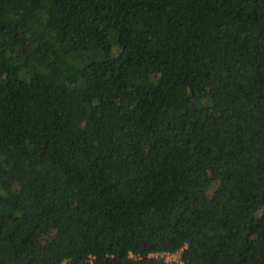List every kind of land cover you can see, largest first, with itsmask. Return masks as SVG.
<instances>
[{
	"label": "trees",
	"instance_id": "obj_1",
	"mask_svg": "<svg viewBox=\"0 0 264 264\" xmlns=\"http://www.w3.org/2000/svg\"><path fill=\"white\" fill-rule=\"evenodd\" d=\"M0 264H264V0H0Z\"/></svg>",
	"mask_w": 264,
	"mask_h": 264
},
{
	"label": "rangeland",
	"instance_id": "obj_2",
	"mask_svg": "<svg viewBox=\"0 0 264 264\" xmlns=\"http://www.w3.org/2000/svg\"><path fill=\"white\" fill-rule=\"evenodd\" d=\"M263 213V207L262 206H259L256 208L255 210V216H260L261 214ZM50 239L49 238H46V241L48 242ZM178 253L177 254H174V255H169V256H164V255H157L158 258H164L166 261H172L174 259H178Z\"/></svg>",
	"mask_w": 264,
	"mask_h": 264
},
{
	"label": "built area",
	"instance_id": "obj_3",
	"mask_svg": "<svg viewBox=\"0 0 264 264\" xmlns=\"http://www.w3.org/2000/svg\"><path fill=\"white\" fill-rule=\"evenodd\" d=\"M161 255H164V256H169V255H174V254H170V253H163V254H161ZM175 261L177 260V259H174ZM168 261V260H167Z\"/></svg>",
	"mask_w": 264,
	"mask_h": 264
}]
</instances>
